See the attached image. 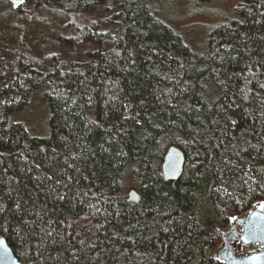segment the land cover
Masks as SVG:
<instances>
[{
	"label": "trees",
	"instance_id": "16d2710c",
	"mask_svg": "<svg viewBox=\"0 0 264 264\" xmlns=\"http://www.w3.org/2000/svg\"><path fill=\"white\" fill-rule=\"evenodd\" d=\"M29 1L116 9L112 28L77 26L83 58L26 63L0 102V233L21 264H221L218 230L264 202V0H241L200 52L156 16L167 0ZM40 92L47 137L8 119ZM171 146L177 180L161 172Z\"/></svg>",
	"mask_w": 264,
	"mask_h": 264
},
{
	"label": "rangeland",
	"instance_id": "374dc122",
	"mask_svg": "<svg viewBox=\"0 0 264 264\" xmlns=\"http://www.w3.org/2000/svg\"><path fill=\"white\" fill-rule=\"evenodd\" d=\"M209 1L167 0L162 9L157 8L158 5L154 7L155 14L161 21L172 25L194 51L200 52L199 49H203L200 45L206 46L209 29L233 18L234 8L241 2ZM7 6L0 5V102L17 98L15 93L5 89L12 79L21 76L26 63L36 69L51 53L57 56L64 69H68L72 63L83 58L92 46L82 43V34L77 26H81V22L96 20L104 30L112 28L109 18L116 9L107 3L93 11L68 13L54 3L41 7L27 0L21 5L24 9L21 21L14 25V18L6 13ZM19 35L24 39L21 45L16 42ZM26 53L31 58H26ZM48 110L46 97L41 92L35 93L22 110L13 112L8 119L24 124L35 136L47 137L50 133ZM130 188L135 189L133 184L128 183L126 194Z\"/></svg>",
	"mask_w": 264,
	"mask_h": 264
},
{
	"label": "water",
	"instance_id": "95a60500",
	"mask_svg": "<svg viewBox=\"0 0 264 264\" xmlns=\"http://www.w3.org/2000/svg\"><path fill=\"white\" fill-rule=\"evenodd\" d=\"M4 1V0H0ZM17 9L27 0H6ZM185 155L180 148H168L161 172L165 179L177 180L184 171ZM130 201H138L139 193L130 188ZM220 243L214 251L221 264H264V202H257L246 212L229 219L228 225L218 230ZM0 264H21L0 233Z\"/></svg>",
	"mask_w": 264,
	"mask_h": 264
}]
</instances>
